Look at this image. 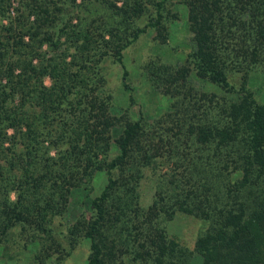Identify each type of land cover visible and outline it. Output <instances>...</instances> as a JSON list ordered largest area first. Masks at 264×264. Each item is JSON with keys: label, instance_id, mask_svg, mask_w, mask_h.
Segmentation results:
<instances>
[{"label": "trees", "instance_id": "1", "mask_svg": "<svg viewBox=\"0 0 264 264\" xmlns=\"http://www.w3.org/2000/svg\"><path fill=\"white\" fill-rule=\"evenodd\" d=\"M174 4L186 7L185 57L145 64L172 109L151 121L113 115L103 60L119 63L133 99L124 49L149 28L167 43ZM253 72L264 77V0H0V240L20 223L38 264H63L53 216L75 180L105 170L90 215L67 225L70 249L88 239L87 264H264V79L255 86ZM148 167L157 180L144 208ZM179 211L203 220L192 245L161 224Z\"/></svg>", "mask_w": 264, "mask_h": 264}, {"label": "rangeland", "instance_id": "2", "mask_svg": "<svg viewBox=\"0 0 264 264\" xmlns=\"http://www.w3.org/2000/svg\"><path fill=\"white\" fill-rule=\"evenodd\" d=\"M17 2L18 0H13V5H16ZM119 3L121 2L119 1ZM181 8L182 10L174 4L173 9L181 11V17L172 25V33L167 43H161L160 38L156 35L157 32L149 28L146 33L141 34L136 41L124 49L123 57L129 71L128 81L131 85L133 99L130 98V90L123 89L121 85V67L119 63L114 61L110 55L106 56L103 60L102 69L105 74V84L100 93H110L112 95L110 99V111L113 115H128L134 119L143 116L151 121L158 116L163 117L172 109L170 105L172 99L152 83L149 73L145 70V64L153 56H158L163 60L172 62H180L185 57L183 48L189 44V33L186 24V7L183 5ZM172 46L174 47L172 48ZM70 51H73V49ZM253 73L252 83L254 85L262 84L264 77L259 75V73ZM233 80H236L235 76H233ZM44 81L49 84L51 83V78L46 75ZM191 82L202 89H212L219 94L227 93V96H233L232 93L217 86L215 88L208 87L207 82L202 78L200 80L193 78ZM120 130L121 128L118 125L113 127L111 130L112 139L118 136ZM52 151L54 152L55 150L53 149ZM117 151L118 147L112 141L109 158L114 156ZM156 180L157 172H153L150 167L146 168L139 185L140 200L144 208H147L152 202ZM75 182L77 184L71 186L67 211L62 215L53 216L55 240L60 238L65 249L69 250V253L63 260V264H87L89 253L88 239L84 236L75 237L72 240L73 247L70 249V244L66 238L68 233L67 225L80 212H85L87 216L90 215V210L92 209L91 199L107 183L106 172L105 170H96L90 179L84 181L81 178L82 183L78 184L76 180ZM18 191V189L12 191L11 197L14 198ZM132 218L135 219V222L139 220L134 215ZM161 221V224L166 227L169 235L175 234L179 240L187 245H192L197 234L203 228L202 219L181 211L177 212L172 219H162ZM144 222L146 223L147 221ZM147 227L152 229L150 226ZM129 228L131 233L125 229L122 231L123 235L128 237V241L135 232L134 227L130 226ZM28 237L27 228H23L20 223L13 226L9 230L6 239L0 240V264H38L34 254L35 252L39 253L41 247L36 248L39 244L30 243L27 239ZM122 257L125 263H133L131 261L133 260L134 252H126L122 254ZM193 261L194 263L199 262L200 256L196 255Z\"/></svg>", "mask_w": 264, "mask_h": 264}]
</instances>
